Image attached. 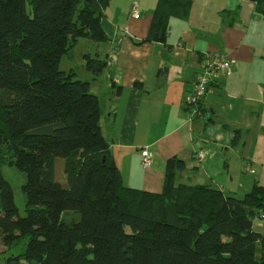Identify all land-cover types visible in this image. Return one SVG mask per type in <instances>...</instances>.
<instances>
[{
	"label": "trees",
	"instance_id": "obj_1",
	"mask_svg": "<svg viewBox=\"0 0 264 264\" xmlns=\"http://www.w3.org/2000/svg\"><path fill=\"white\" fill-rule=\"evenodd\" d=\"M257 2L261 0H248ZM110 0H0V148L27 176L21 216L0 166V242L28 238L27 264H264L253 228L264 185L238 198L207 185L177 184L187 164L170 159L159 194L128 188L101 130L88 80L60 68L82 38L108 40L101 20ZM148 41L191 0H159ZM94 78L106 61L87 55ZM240 142L235 131L232 145ZM65 161L67 186L56 177ZM65 212L78 220L63 219ZM7 264H20L10 263Z\"/></svg>",
	"mask_w": 264,
	"mask_h": 264
},
{
	"label": "crops",
	"instance_id": "obj_2",
	"mask_svg": "<svg viewBox=\"0 0 264 264\" xmlns=\"http://www.w3.org/2000/svg\"><path fill=\"white\" fill-rule=\"evenodd\" d=\"M133 2L140 5L136 20ZM159 6V0H110L101 20L108 40L80 39L67 55L80 65L68 71L86 77L99 98L101 130L125 187L161 193L168 161L179 158L187 168L177 184L207 185L240 198L254 183L235 185L226 157L233 147L255 146L249 134L242 140L257 123L264 138V0H191L185 15L180 9L169 17L165 40L148 41ZM215 54L236 60L233 74L211 87L201 114L192 117V85L204 59ZM87 55L106 61L96 79L87 71ZM235 131L240 142L233 146ZM145 148L155 156L150 169L142 166ZM253 228L264 236V211Z\"/></svg>",
	"mask_w": 264,
	"mask_h": 264
},
{
	"label": "rangeland",
	"instance_id": "obj_3",
	"mask_svg": "<svg viewBox=\"0 0 264 264\" xmlns=\"http://www.w3.org/2000/svg\"><path fill=\"white\" fill-rule=\"evenodd\" d=\"M81 47L83 48V44H81ZM76 65H80V60H77V62L75 63L74 61L67 60V55H65L62 58L60 68L65 71H68L73 68L76 71ZM79 78L85 80L86 77ZM207 114L210 113H206L205 118H208ZM210 116L211 115H209V117ZM248 118L250 119V117ZM259 121H262V118L259 119ZM251 130V133H243L244 138L242 142L245 140V138L248 139L249 134L255 139V146H250V142H248L247 147H233L232 149H230V151H228L226 157V161L228 162V169L234 176V184L237 186H252V184L254 183V179L260 182L259 184H264V138L261 132L259 131L258 123L257 125H254ZM58 161L59 163L57 166L56 175L57 180L60 181L63 185L67 186V178L64 172L65 162L63 159H58ZM248 163L250 169L253 171L252 173L246 171V166L248 165ZM0 166L2 168L4 177L7 181L10 182L14 189L15 201L19 208L20 214L21 216H25L27 202L26 195L24 194L22 188L26 184L27 176L23 171L19 170L16 167L14 154L12 153L11 147H9L8 145L3 148H0ZM185 185H187V187H190L189 184ZM78 218V213L65 212L63 214V219L67 221H72L75 219L78 220ZM27 241L28 238L24 237L23 239L14 242L8 247L4 246L0 242V264H7L10 263V261L13 263H18L19 260L20 264H27V262L23 258ZM257 249V257L259 260H261L264 257L263 244L259 243Z\"/></svg>",
	"mask_w": 264,
	"mask_h": 264
},
{
	"label": "built area",
	"instance_id": "obj_4",
	"mask_svg": "<svg viewBox=\"0 0 264 264\" xmlns=\"http://www.w3.org/2000/svg\"><path fill=\"white\" fill-rule=\"evenodd\" d=\"M140 5L138 2L131 4V16L133 19L140 17ZM236 60L230 59L223 55H212L206 57L201 66V71L198 73L190 94L189 103L192 105V112L190 115L201 114V106L208 95L211 87L223 77H229L233 74ZM142 166L144 169H150L154 165L155 156L149 149L145 148L141 152ZM200 158H204L205 154L201 153ZM247 169L250 171L249 163Z\"/></svg>",
	"mask_w": 264,
	"mask_h": 264
}]
</instances>
